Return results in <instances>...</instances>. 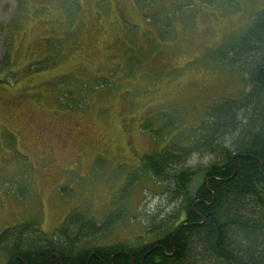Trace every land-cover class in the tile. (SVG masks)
Masks as SVG:
<instances>
[{
    "label": "rangeland",
    "instance_id": "1",
    "mask_svg": "<svg viewBox=\"0 0 264 264\" xmlns=\"http://www.w3.org/2000/svg\"><path fill=\"white\" fill-rule=\"evenodd\" d=\"M261 11L264 0H0V236L25 223L57 239L70 219L108 218L100 243L130 246L178 226L179 200L141 158L189 148L181 169L199 174L214 159L191 137L249 89L214 55Z\"/></svg>",
    "mask_w": 264,
    "mask_h": 264
},
{
    "label": "trees",
    "instance_id": "2",
    "mask_svg": "<svg viewBox=\"0 0 264 264\" xmlns=\"http://www.w3.org/2000/svg\"><path fill=\"white\" fill-rule=\"evenodd\" d=\"M234 39L214 59L240 65L249 89L226 99L220 113H207L191 137L193 151L214 159L199 174L181 169L189 148L170 144L141 158L145 171L179 200L178 226H150L146 239H155L128 246L100 243L108 218L91 229L70 219L56 230L57 239L23 223L0 236L2 264H264V11ZM198 174L202 181L190 195L188 184Z\"/></svg>",
    "mask_w": 264,
    "mask_h": 264
},
{
    "label": "flooded vegetation",
    "instance_id": "3",
    "mask_svg": "<svg viewBox=\"0 0 264 264\" xmlns=\"http://www.w3.org/2000/svg\"><path fill=\"white\" fill-rule=\"evenodd\" d=\"M106 2H110V3H111V0H106ZM4 103H5V102H3L2 105H4ZM5 107L10 108V109H9V110H10V113H13L14 109H13V107H12L11 104H6Z\"/></svg>",
    "mask_w": 264,
    "mask_h": 264
}]
</instances>
